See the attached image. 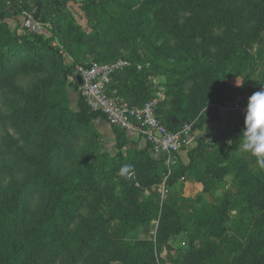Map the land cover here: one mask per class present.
I'll list each match as a JSON object with an SVG mask.
<instances>
[{"label": "trees", "instance_id": "1", "mask_svg": "<svg viewBox=\"0 0 264 264\" xmlns=\"http://www.w3.org/2000/svg\"><path fill=\"white\" fill-rule=\"evenodd\" d=\"M54 1L63 5L60 0ZM116 5L114 11L119 14L112 20L124 23L130 30L124 37L120 34L119 40L122 38L124 44H132L138 38L142 39L151 54V65L146 70L170 74L173 79L169 82L166 98L156 107L157 114L170 130L178 131L185 123L192 124V131L204 126L205 118L198 115L200 110L196 109L195 90L205 85L206 80L194 82L190 92L182 93L188 81L199 75L208 77L210 83L216 82L220 92L227 88L229 94L244 100L257 92L248 81L252 75L248 68L240 76L238 87L227 79V71L230 53L242 60L253 58V50L248 44L249 22L256 16L264 17V0H122ZM23 9L13 3L12 12H9L1 6L0 0V264H166L160 256L161 246L147 239L134 243L125 239L130 227L154 215L146 204L138 201V193L140 187L160 181L159 168L164 158H156L148 143L140 137L145 143L142 148L128 147L130 140H135L133 133L108 122L114 136L111 146L114 153L109 151L105 136L94 126L95 121L107 122V117L85 100L74 66L67 64L61 48L53 44V36L21 33L10 28L7 17L21 14ZM187 12L189 14H185ZM202 13L205 14L203 18ZM62 17L60 10L48 19L58 24ZM42 18L47 19V15ZM16 19L17 26L22 24V18ZM214 26L222 28L223 34H212ZM74 28L69 25L70 30ZM72 38L75 42H83L88 34L78 32ZM211 46L219 47V50L215 52ZM17 53H28V56L20 55L11 61ZM46 54L53 57L49 74L53 80L20 90L21 86L15 85L14 80L19 74L36 75L44 70ZM143 57L136 51L120 57L103 51L81 65L118 58L143 62L146 59ZM142 70L130 65L115 71L108 85L109 95L130 105H142L151 98L146 82L149 74ZM72 74L71 88L67 83ZM6 87L13 107L12 113L7 115ZM126 89L129 93L125 99L120 93ZM203 95H210L208 88ZM195 116L197 120L192 123ZM244 117L239 115L238 120H232V128L224 130L225 139L207 141L201 136L195 145H192L193 141L183 148L189 156L188 165L193 166L196 156H203L208 145H211L212 155L218 153L222 157L235 153L243 143ZM6 123L22 132L21 137L27 145L30 137L37 135L39 149L35 152H28L25 146L12 149L17 142L6 138V134L11 135ZM89 129L102 138L104 147L95 154H86L74 169L64 172L61 162L72 143L67 137H78ZM53 131L58 133L56 137H62L57 140L60 142L57 147L49 135L55 133ZM126 150L135 151L133 158L124 157ZM12 153L15 159L6 165V157ZM175 154L176 158L181 157L180 152ZM126 163H132L134 167L143 165L150 169L149 174H138L133 183L127 176L118 182L110 173ZM245 163V159L230 161L227 167L236 168L238 176L243 173L255 177L254 183L245 182L244 185L246 195L251 196L259 191L258 184L264 178V171L251 174ZM26 173L30 175L22 176ZM137 181L140 186L136 185ZM261 202L263 212L259 224L264 225V197ZM161 218L174 225L177 222L172 221L178 220V212L165 203ZM215 249V242L208 241L199 248L194 244L190 254L203 252V264H264V234L241 240L229 260L209 261ZM190 254L180 264H198Z\"/></svg>", "mask_w": 264, "mask_h": 264}, {"label": "rangeland", "instance_id": "2", "mask_svg": "<svg viewBox=\"0 0 264 264\" xmlns=\"http://www.w3.org/2000/svg\"><path fill=\"white\" fill-rule=\"evenodd\" d=\"M39 1L37 3L38 0H1V6L12 12L11 5L16 3L29 10L35 18L41 21L45 26L43 34L53 36V44L61 48L67 64H73L74 73L77 66L90 62L97 57L98 52H113L119 57L127 56L135 51L139 52L146 59L143 62H135L130 59L131 65L136 66L137 69H143L144 74H149L146 76V82L151 97L156 96L159 101L166 98L169 82L173 79L170 74L154 71V69L146 70L151 65V54L147 49L148 46L140 38L132 44H124L122 38L119 40L120 34H123L121 36L124 37L130 32L124 23L112 20V17L119 14V12L114 11V7L117 6L116 2H122V0H60L63 5L55 3L54 0ZM137 6L138 3L134 5V8ZM60 10L64 17L60 19L58 24H53L48 18L50 15L55 17V13H59ZM212 10L213 7L211 13ZM211 13L210 15L213 16ZM45 14L47 19L42 18ZM200 16L203 18L205 14L202 13ZM16 17L21 18V14L7 17L12 31L18 29L21 33L29 32L23 24L17 26ZM69 25H73L75 28L70 30ZM249 25L251 31L248 34L250 39L248 44L253 50V58L242 60L240 56L236 57L235 54L230 53L228 60V68L230 69L227 71V79L235 87H238L240 76L248 68L252 72L248 80L250 85L257 91H261L264 89V17H254ZM150 28L153 31V23ZM211 31L214 35L223 34L222 28L216 26ZM78 32H86L88 38L83 42H78V40L75 42L72 36ZM211 48L215 52L219 50V47L216 46H211ZM181 54L189 56L183 51ZM20 55L17 53L11 61ZM23 55L26 58L28 53H22L21 57ZM187 59L189 60V58ZM211 62H214V59ZM52 64V55L46 54L44 70L36 75L24 76L25 74H19L14 80V84L21 86L20 90L23 91L35 83L39 86L46 84L53 80L49 77ZM178 67L181 69L182 65L179 64ZM69 78L67 85L72 88L74 75L72 74ZM204 79L206 80L205 85H200L198 90H195L197 92L195 101H197L196 109L200 110L198 115L205 118V124L202 128L197 127L192 131L194 141L192 145H195L196 140L201 136L207 141L225 139L224 130L232 128V120H238L239 115H245L247 99L250 97L247 96L245 100L240 98L241 96L234 97L229 94L227 88L220 92L219 85L216 82L210 83L209 78L205 75H199L196 79L188 81L182 93L190 92L194 88V82L200 83ZM205 88L209 89V96L203 95ZM7 89L6 87V115L11 114L13 109L12 97ZM128 93L129 90L126 89L120 94L126 99ZM193 102L194 100L190 104ZM236 103H240L245 110L236 108ZM71 105L75 106L74 99H72ZM196 120L197 117L195 116L191 122L194 123ZM94 126L103 133L106 147L111 153H114V149L111 147L114 138L111 133V125L104 120L95 121ZM6 127H9L8 131L11 134H6L8 141L17 142L12 149L17 146H25L28 152H35L39 149L37 142L40 138L37 135H32L31 141L27 145L21 137V131L14 130L10 127V123H6ZM53 132L55 133H49V135H52L51 140L57 147L60 144L57 140H61L62 137H56L58 133ZM67 139L71 140L72 143L69 144V152L61 162L64 172L74 169L79 160L86 154H95L103 146L102 138H99L95 131L90 129L78 137L71 136ZM144 145L142 140L135 138V140H130L128 147H134L136 150ZM241 146L235 153L219 157L218 153L212 155L211 145H208L203 156H196L193 166L188 165V155L173 160L164 158L162 167L159 168L160 181L140 187L138 193V201L146 204L154 212V215L150 219L130 227L126 231L125 239L132 243L147 239L155 245L161 246L160 256L166 260V264H180L184 257L190 254L194 244L199 248L201 244L204 245V242L214 241L216 245L214 256L208 260L224 261L229 260L234 255L241 240L251 235L264 234V225L259 224L263 212L261 199L264 197V178L258 184L259 191L251 197L246 195L244 191L246 186L244 185L245 182L247 184L254 183L255 177L243 173L238 176L239 171L236 168L229 169L227 167L230 161L245 159L247 161L245 166L251 174L264 171V163H261L260 159L251 152L243 151ZM123 153L124 157L131 159L135 151L126 150ZM14 159V154H10L6 157V165H10ZM97 165L99 166V163ZM149 171L150 169L143 165L134 167L132 163H126L120 166L119 170L110 174L118 182H122L123 177L127 176L133 183L138 174L147 176ZM28 175L26 173L22 176ZM136 185L140 186L138 181ZM165 203L171 204L178 212V220L172 221L177 222L174 225L165 223L161 218ZM203 254V252H195L190 255L195 262L203 264L205 263Z\"/></svg>", "mask_w": 264, "mask_h": 264}, {"label": "built area", "instance_id": "3", "mask_svg": "<svg viewBox=\"0 0 264 264\" xmlns=\"http://www.w3.org/2000/svg\"><path fill=\"white\" fill-rule=\"evenodd\" d=\"M22 24L33 33H44L45 26L27 9L21 11ZM131 65L129 59L118 58L113 61H93L88 66L79 65L76 75L80 74L81 94L88 104L102 111L110 124L123 128L144 142L156 158L173 160L177 152L190 146L193 141L192 124L185 123L178 131L170 130L162 117L157 114L159 98L154 96L142 105H130L128 102L113 97L108 93L112 74ZM236 108L243 109L240 103Z\"/></svg>", "mask_w": 264, "mask_h": 264}, {"label": "clouds", "instance_id": "4", "mask_svg": "<svg viewBox=\"0 0 264 264\" xmlns=\"http://www.w3.org/2000/svg\"><path fill=\"white\" fill-rule=\"evenodd\" d=\"M243 136L242 150L251 152L264 163V89L248 98Z\"/></svg>", "mask_w": 264, "mask_h": 264}, {"label": "crops", "instance_id": "5", "mask_svg": "<svg viewBox=\"0 0 264 264\" xmlns=\"http://www.w3.org/2000/svg\"><path fill=\"white\" fill-rule=\"evenodd\" d=\"M133 136H134L136 139H139V138L137 137L136 134H133ZM192 142H193V141H192ZM180 154H181V156H186V151H185V150H182V152H181Z\"/></svg>", "mask_w": 264, "mask_h": 264}, {"label": "water", "instance_id": "6", "mask_svg": "<svg viewBox=\"0 0 264 264\" xmlns=\"http://www.w3.org/2000/svg\"><path fill=\"white\" fill-rule=\"evenodd\" d=\"M76 78H77V80H78V83L81 84V83H82V79H81L80 74H77V75H76Z\"/></svg>", "mask_w": 264, "mask_h": 264}]
</instances>
